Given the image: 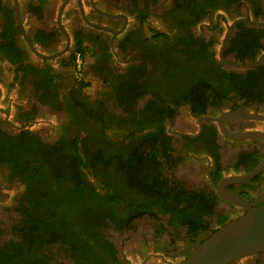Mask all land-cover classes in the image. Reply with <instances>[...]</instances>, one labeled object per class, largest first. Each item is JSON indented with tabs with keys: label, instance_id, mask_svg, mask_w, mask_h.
<instances>
[{
	"label": "flooded vegetation",
	"instance_id": "1",
	"mask_svg": "<svg viewBox=\"0 0 264 264\" xmlns=\"http://www.w3.org/2000/svg\"><path fill=\"white\" fill-rule=\"evenodd\" d=\"M87 47L109 81L91 99L73 75ZM232 196L264 204V0H0V264H179L245 212Z\"/></svg>",
	"mask_w": 264,
	"mask_h": 264
},
{
	"label": "water",
	"instance_id": "2",
	"mask_svg": "<svg viewBox=\"0 0 264 264\" xmlns=\"http://www.w3.org/2000/svg\"><path fill=\"white\" fill-rule=\"evenodd\" d=\"M232 199L245 212L205 238L179 264H229L242 256L264 252V204L252 206L238 196Z\"/></svg>",
	"mask_w": 264,
	"mask_h": 264
},
{
	"label": "trees",
	"instance_id": "3",
	"mask_svg": "<svg viewBox=\"0 0 264 264\" xmlns=\"http://www.w3.org/2000/svg\"><path fill=\"white\" fill-rule=\"evenodd\" d=\"M234 49H235V47L233 45L230 47L229 50H234ZM199 92H200L199 85H196V87L193 90V94H195V96H196L199 94ZM152 103L154 105H157V102H155V101H153ZM67 142H68V152H69V155H68L69 168L70 169L72 168L74 170L72 172L71 171L69 172L68 179L72 180L74 182L76 190L78 192V190L83 187V180H84L83 177L85 176L84 172L82 173L80 171V169H87L88 164L86 162H84L82 157H81V154H80L81 150L79 148V142H80L79 138L75 137L74 139L68 140ZM53 174L55 175V173H53ZM71 192H74V190ZM115 196L116 195L110 193V194H108L107 198L109 201H113V200L119 201V199H117V197H115ZM212 206H213V203H212ZM81 212L76 214V215L79 214V220L82 219L81 215L83 213H81ZM87 212H89V214H86V219L88 217L90 218L91 228H93L94 225L98 226L99 228H103L105 226L106 221H105V218L103 217L104 216L103 211H98V210L92 208V209H88ZM202 214H203V212L202 211L200 212V210H195L194 208H191L189 211V209L186 208V210L184 209L183 211L179 212L178 221H180L183 224H186L187 227L189 228V232L195 233V232H197L196 223L200 220V217L202 216ZM187 215H189V216H187ZM140 216H142V215H140ZM27 224L30 227V234H33V233L41 234L43 232V230L46 228L44 225H46L47 223L44 220L37 219L33 222H29V220H28ZM91 228L90 227L87 228L86 235L88 237L91 236V234H92Z\"/></svg>",
	"mask_w": 264,
	"mask_h": 264
},
{
	"label": "crops",
	"instance_id": "4",
	"mask_svg": "<svg viewBox=\"0 0 264 264\" xmlns=\"http://www.w3.org/2000/svg\"><path fill=\"white\" fill-rule=\"evenodd\" d=\"M87 55H86V63H87V77H88V85L85 90L78 91L80 95L83 97L85 96L87 99L96 98L97 95H100L103 93V90L108 87L109 81H100L98 78V75L94 72L95 70L92 67V64L94 62V57L91 56V49L87 47ZM89 65V67H88ZM52 68L54 70L50 71V77L49 80L51 83L56 84L60 87V91L62 93V96L65 100L69 97V81H71L69 78L65 77V69L58 66L56 62H53L51 64ZM90 69V70H89ZM102 79V78H101ZM72 87V86H71ZM83 93V95H82ZM93 96V97H90ZM80 97V98H82ZM54 113L52 112V115Z\"/></svg>",
	"mask_w": 264,
	"mask_h": 264
},
{
	"label": "built area",
	"instance_id": "5",
	"mask_svg": "<svg viewBox=\"0 0 264 264\" xmlns=\"http://www.w3.org/2000/svg\"><path fill=\"white\" fill-rule=\"evenodd\" d=\"M73 64L74 78L79 85L84 86L83 84L88 81V77L85 73L84 56L81 51H76L74 53Z\"/></svg>",
	"mask_w": 264,
	"mask_h": 264
},
{
	"label": "rangeland",
	"instance_id": "6",
	"mask_svg": "<svg viewBox=\"0 0 264 264\" xmlns=\"http://www.w3.org/2000/svg\"><path fill=\"white\" fill-rule=\"evenodd\" d=\"M88 81L85 83V84H83L84 86H81V88L83 89V90H85L86 89V87H87V85H88ZM90 97H93V96H90ZM107 133H108V135H112V133H111V131H107ZM114 136V135H113Z\"/></svg>",
	"mask_w": 264,
	"mask_h": 264
}]
</instances>
